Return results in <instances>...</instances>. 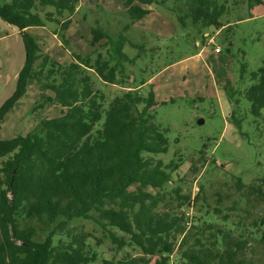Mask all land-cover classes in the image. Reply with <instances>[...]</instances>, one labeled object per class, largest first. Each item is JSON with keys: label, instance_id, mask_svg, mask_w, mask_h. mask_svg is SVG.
<instances>
[{"label": "trees", "instance_id": "obj_1", "mask_svg": "<svg viewBox=\"0 0 264 264\" xmlns=\"http://www.w3.org/2000/svg\"><path fill=\"white\" fill-rule=\"evenodd\" d=\"M78 1L0 0V19L18 31L25 56L13 92L0 103V123L30 82L39 89L36 105L51 103L60 109L26 134L0 138V264H264V216L232 220L219 206H208L191 217L188 211L198 194L191 197L175 188L170 191L175 198L166 199L164 188L172 183L178 164L145 155L169 149L155 122L159 102L153 86L147 84L145 94L126 88L107 102L100 86L128 80L124 65L133 59L123 51L125 44L138 50L141 45L95 26L91 46L105 40L108 57L98 54L92 60L89 54L70 53L62 63L27 33L52 23L57 27L53 34L66 42L64 32ZM119 1L134 23L148 14L146 7L155 0ZM247 2L250 8L261 4ZM172 5L174 26L185 27L188 21L195 40L208 37L209 28L218 34L225 27L221 19L228 14L227 0H172ZM225 42L232 45L227 38ZM241 72L239 80L247 75V87L233 89L227 82L222 88L233 107L242 100L249 103L248 113L257 119L251 125H257L264 120V59L256 70L247 72L243 66ZM231 117L241 131L235 108ZM255 131L257 138L264 137V125ZM238 185L243 187L239 179ZM248 187L264 202L261 186ZM78 221L99 228L116 250L131 248L138 254L101 258L90 244V233L74 225ZM100 244L97 239L96 246Z\"/></svg>", "mask_w": 264, "mask_h": 264}, {"label": "rangeland", "instance_id": "obj_2", "mask_svg": "<svg viewBox=\"0 0 264 264\" xmlns=\"http://www.w3.org/2000/svg\"><path fill=\"white\" fill-rule=\"evenodd\" d=\"M159 1L155 0L146 7L149 12L144 18L131 23L119 0H79L71 24L64 32L66 42L53 34L57 27L52 23L29 28L27 33L62 63L69 61L70 53L89 54L92 60L98 54L108 57L105 40L91 46V28L95 26L111 37L123 34L130 42L141 45L142 50L129 44L123 49L133 59L132 64L124 65L127 83L104 85L96 82L102 84L100 88L107 102L126 88L145 94L146 85L153 86L159 102L154 108L155 122L168 139L169 149L164 154L145 155L160 159L164 164L172 159L178 164L172 174V183L164 188L169 194L166 199L175 198L170 191L179 188L181 194L199 195L197 203L188 211L191 217L219 206L223 214H230L232 220L238 217H243L245 222L258 220L264 216V202L248 186L254 184L264 189V137L255 135L258 133L255 128H262L264 120L252 126L257 119L248 113L249 103L242 100L238 107H233L222 87L229 82L233 89L242 90L250 83L247 75L239 80L243 66L247 72L262 66L264 0L251 8L247 0H236L235 4L234 0H227L228 14L221 19L225 27L218 34L213 28L207 29L209 35L203 40H195L193 27L188 21L185 27L174 26L170 11L172 0H166L163 5L158 4ZM226 38L232 44L230 47ZM215 46L221 48L219 53L214 52ZM24 57L18 31L0 19V103L13 92ZM138 81L145 84L139 85ZM47 95L51 93L47 92ZM170 98L173 101L170 102ZM38 99L39 89L30 82L25 96L0 123V138L26 134L40 120L59 114L60 109L54 104L36 105ZM162 101L166 103L161 105ZM234 108L235 117L241 119V131L232 122ZM261 116L264 118V108ZM200 120L202 124L198 123ZM74 225L90 233V244L101 258L119 260L127 254H138L131 248L116 250L102 236L100 229L88 221H78ZM39 236L42 238L43 234ZM97 239H101L98 246Z\"/></svg>", "mask_w": 264, "mask_h": 264}, {"label": "built area", "instance_id": "obj_3", "mask_svg": "<svg viewBox=\"0 0 264 264\" xmlns=\"http://www.w3.org/2000/svg\"><path fill=\"white\" fill-rule=\"evenodd\" d=\"M221 51V48L219 46L214 47V52L219 53Z\"/></svg>", "mask_w": 264, "mask_h": 264}, {"label": "water", "instance_id": "obj_4", "mask_svg": "<svg viewBox=\"0 0 264 264\" xmlns=\"http://www.w3.org/2000/svg\"><path fill=\"white\" fill-rule=\"evenodd\" d=\"M199 124H202L203 123V121L202 120H200V122H198Z\"/></svg>", "mask_w": 264, "mask_h": 264}]
</instances>
